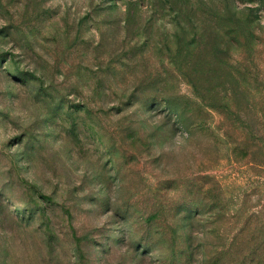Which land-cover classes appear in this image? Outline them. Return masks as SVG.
Masks as SVG:
<instances>
[{"label":"rangeland","instance_id":"374dc122","mask_svg":"<svg viewBox=\"0 0 264 264\" xmlns=\"http://www.w3.org/2000/svg\"><path fill=\"white\" fill-rule=\"evenodd\" d=\"M0 264H264V0H0Z\"/></svg>","mask_w":264,"mask_h":264},{"label":"trees","instance_id":"16d2710c","mask_svg":"<svg viewBox=\"0 0 264 264\" xmlns=\"http://www.w3.org/2000/svg\"><path fill=\"white\" fill-rule=\"evenodd\" d=\"M239 25L235 24V26H233V29H231V32H233L235 35H238L239 33H242V30H239Z\"/></svg>","mask_w":264,"mask_h":264}]
</instances>
